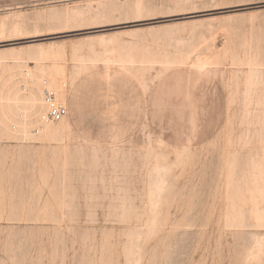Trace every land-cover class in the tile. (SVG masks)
Returning a JSON list of instances; mask_svg holds the SVG:
<instances>
[{
    "label": "rangeland",
    "instance_id": "obj_1",
    "mask_svg": "<svg viewBox=\"0 0 264 264\" xmlns=\"http://www.w3.org/2000/svg\"><path fill=\"white\" fill-rule=\"evenodd\" d=\"M0 264H264V0H0Z\"/></svg>",
    "mask_w": 264,
    "mask_h": 264
},
{
    "label": "built area",
    "instance_id": "obj_2",
    "mask_svg": "<svg viewBox=\"0 0 264 264\" xmlns=\"http://www.w3.org/2000/svg\"><path fill=\"white\" fill-rule=\"evenodd\" d=\"M66 87L64 80L53 84L44 75L35 77L30 70L22 71L13 85V112L6 125L10 134L29 142L60 124L68 114L63 100Z\"/></svg>",
    "mask_w": 264,
    "mask_h": 264
},
{
    "label": "bare ground",
    "instance_id": "obj_3",
    "mask_svg": "<svg viewBox=\"0 0 264 264\" xmlns=\"http://www.w3.org/2000/svg\"><path fill=\"white\" fill-rule=\"evenodd\" d=\"M66 1V0H65ZM49 2V1H48ZM60 2V1H59ZM50 3V2H49ZM52 3V2H51ZM104 3V2H103ZM98 5V4H97ZM141 5H142V2L141 3H139V1L137 2V4H136V6H135V10H136V12L135 13H139L140 11H141ZM107 6V5H106ZM134 6V5H133ZM99 7V6H98ZM17 8V7H16ZM21 8V7H20ZM7 9H9V8H7ZM11 9V8H10ZM92 9H93V7H92ZM132 9V8H131ZM72 10H75V9H72ZM98 10V9H97ZM129 10H130V8H129ZM133 10V9H132ZM144 10V9H143ZM66 12V11H65ZM77 12H79L78 10H77ZM116 12H117V10H116ZM125 12V11H124ZM123 12V13H124ZM127 12V11H126ZM134 12H132V13H134ZM43 13V12H42ZM137 13V14H138ZM78 14V13H77ZM41 16V15H40ZM66 16V15H65ZM52 17V16H51ZM37 20V19H36ZM56 20V19H55ZM66 22V21H65ZM64 22V23H65ZM68 24V23H67ZM3 27V26H2ZM40 61V60H39ZM52 71H54V72H56V74H58V75H62V72H61V70H60V67H57V66H54V70H52ZM64 74V73H63ZM254 76V75H253ZM63 77V76H62ZM68 78V77H67ZM251 79V78H250ZM252 80H253V77H252ZM250 83V82H249ZM248 84V83H247ZM11 114V113H10ZM3 115V114H2ZM69 126V125H68ZM64 128V127H63ZM66 128V127H65ZM70 129L72 128V127H69ZM68 128V129H69ZM73 132V131H72ZM54 133V132H53ZM71 133V132H70ZM63 135H64V133H63ZM66 135V134H65Z\"/></svg>",
    "mask_w": 264,
    "mask_h": 264
}]
</instances>
